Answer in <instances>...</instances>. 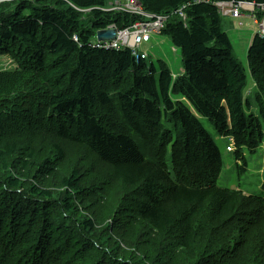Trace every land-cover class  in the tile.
I'll use <instances>...</instances> for the list:
<instances>
[{
    "label": "trees",
    "instance_id": "1",
    "mask_svg": "<svg viewBox=\"0 0 264 264\" xmlns=\"http://www.w3.org/2000/svg\"><path fill=\"white\" fill-rule=\"evenodd\" d=\"M17 1L0 13V54L18 65L0 70V264H264V192L218 184L222 152L202 121L233 139L236 161L262 142L216 3L264 0H138L169 16L176 76L164 60L148 69L143 51L94 46L98 30L139 19L107 8L113 0ZM248 60L264 87L259 32ZM48 136L43 154L34 142ZM65 148L96 161L88 178L60 173L71 169ZM109 216L113 228L99 227Z\"/></svg>",
    "mask_w": 264,
    "mask_h": 264
},
{
    "label": "rangeland",
    "instance_id": "2",
    "mask_svg": "<svg viewBox=\"0 0 264 264\" xmlns=\"http://www.w3.org/2000/svg\"><path fill=\"white\" fill-rule=\"evenodd\" d=\"M118 0H113L109 2L107 8L111 9L115 3ZM18 6L17 0H6V1H0V13H8V12H14V10ZM245 12V11H244ZM241 17L237 21H243L240 22L242 25H234L231 26L230 23L232 20H229L227 17L222 18V26L223 29L226 30L231 38L233 48H234V56L239 59L244 66L246 67L248 71V86L246 91L247 99L251 102V107L249 109V113H254L256 116H259V118L262 121L263 126V133H264V118L261 116L260 112V104L257 99L258 93H260V96L264 99V87H261L260 82L257 81V77L253 74V68L251 69L249 60H248V49L251 42V34L254 35L255 32H259L261 26L260 24H256L254 22V19L250 17L249 19H242ZM241 30H244V32H241ZM97 38V37H96ZM252 38V37H251ZM95 41V40H94ZM140 51H144L148 54V69L153 63L157 68V73L160 72V66L161 61L164 60L169 68L171 69L174 76L178 75L182 71V55L180 48L176 47L173 42L171 41L170 37L165 34H156L153 36L152 40L148 43H144L139 48ZM18 67L17 63L15 62L14 58L10 54H0V70H16ZM14 70V71H15ZM158 75V74H157ZM11 82V80H10ZM8 81L4 80L1 81V87L3 91L8 89ZM179 97V96H174ZM202 121L204 125L207 127V129L212 133L215 141L219 145V148L223 155V168L221 175L218 180V184L220 186L224 187H230L234 189H241L245 192H255V193H262L264 192V137L262 139V142L259 144V146L256 148L254 152L249 151L247 148H244V151L242 154L245 157V162L239 160L236 161V154L237 149L235 148V144L233 142V139L231 137L221 136L219 135V132L211 125V123L205 119L202 118ZM165 126L168 128H172L173 126L168 124V121L165 120ZM42 139V140H41ZM139 143H142V139H138ZM49 136L47 138H40L37 139L34 142V146L36 148L40 149L42 153L47 154L45 149L47 147L50 148L49 145ZM61 144L64 145V143L61 141ZM233 145V150L229 151V146ZM142 150L145 154L149 153V149L147 146L142 144ZM68 158L66 159V162L64 163V166H70V170L66 167L62 168L60 171L61 174H69L71 170L77 169L82 174V177L88 178L91 172V167L96 161H92V159H89L87 157H84L81 155L79 151H76V157H73L75 155V152H70L67 148H65ZM153 152V151H152ZM168 158L171 157V146L167 148ZM88 159L84 160V159ZM245 163V164H244ZM169 167L174 175V170L172 166V161H169ZM97 168L100 169V165L97 164ZM86 183H84L86 191ZM101 186V184H99ZM79 207L81 209V217H91V212L85 210V205L82 203V201H79ZM99 211L101 210V207L99 206L97 208ZM95 217V216H92ZM96 218V217H95ZM98 226H109L111 229L113 228L114 224V217L109 216L105 219H99ZM109 228V229H110Z\"/></svg>",
    "mask_w": 264,
    "mask_h": 264
},
{
    "label": "built area",
    "instance_id": "3",
    "mask_svg": "<svg viewBox=\"0 0 264 264\" xmlns=\"http://www.w3.org/2000/svg\"><path fill=\"white\" fill-rule=\"evenodd\" d=\"M217 4L220 8L227 7L229 9V12L224 14H231L235 17L240 16L243 10H254L257 6L255 3L248 1H227ZM114 9L138 14L141 16V19L131 25L130 28L117 30L119 39L106 42L97 41L94 46L105 48H119L123 46V48H131L134 54L139 56L138 48L142 44L150 42L154 35L161 34L168 19L166 15H155L147 12L137 0H118ZM177 12L183 18H186L183 8ZM112 26L115 27V25ZM261 26L259 33L264 36V24ZM75 39L78 40L76 36ZM146 56L147 53H142V57L145 58ZM229 148V151L233 150V145L229 146Z\"/></svg>",
    "mask_w": 264,
    "mask_h": 264
},
{
    "label": "bare ground",
    "instance_id": "4",
    "mask_svg": "<svg viewBox=\"0 0 264 264\" xmlns=\"http://www.w3.org/2000/svg\"><path fill=\"white\" fill-rule=\"evenodd\" d=\"M138 1V0H137ZM139 2V1H138ZM219 2H227V1H219ZM219 2H217V3H219ZM140 3V2H139ZM216 3V5L218 6V4ZM116 4V3H115ZM141 4V3H140ZM115 6V5H114ZM114 6L111 8V10H117V9H114ZM141 6H142V4H141ZM143 7V6H142ZM257 7H260V9H264V5H262V4H260V5H258V6H256L255 8H254V10H243L242 12H241V15L240 16H237V17H235V16H233V15H231V14H224V13H228L229 12V9L227 8V7H222V8H220L219 6H218V9H219V13H220V15H221V17L223 18V17H227V18H240L242 15H243V12L245 11V12H248V13H250L251 14V16L255 19V20H259L258 18H257V16H256V14H255V12H256V10H257ZM144 8V7H143ZM183 8V10H184V7H182ZM181 9V8H180ZM144 10H145V8H144ZM179 10V9H178ZM117 11H120V10H117ZM147 11V10H146ZM124 12H127V11H124ZM147 12H149V11H147ZM128 13H130V14H134V13H131V12H128ZM150 13H153V12H150ZM176 13L179 15V16H181L177 11H176ZM154 14V13H153ZM134 15H137L138 16V20L137 21H139L140 19H141V16L140 15H138V14H134ZM155 15H166V16H168L167 14H155ZM186 15V14H185ZM181 18L183 19V20H186V18H183L182 16H181ZM168 19H169V16H168ZM168 19H167V21H166V23L168 22ZM136 21V22H137ZM260 21V20H259ZM261 22V25L262 24H264V19L262 20V21H260ZM134 24V23H133ZM132 24V25H133ZM110 26H112V25H110ZM108 27L107 29H110V28H115V27ZM165 27H166V24H165ZM164 27V28H165ZM126 28H130V26L129 27H126ZM164 28H163V30H164ZM116 29V28H115ZM117 30L118 29H116V40L117 39H119V36H118V34H117ZM163 30H162V32H161V34H163ZM96 37H97V33H96ZM114 40V39H113ZM152 40V39H151ZM97 41H100L99 39H98V37L97 38H95V41H94V43H96ZM107 41H112V40H107ZM102 42H106V41H102ZM141 47V46H140ZM139 47V48H140ZM123 48V46H120L119 48H115V49H122ZM139 48H138V50H139ZM131 49V48H130ZM140 52V51H139ZM142 53H146V52H142ZM148 57V54H147V56L145 57V58H147Z\"/></svg>",
    "mask_w": 264,
    "mask_h": 264
},
{
    "label": "water",
    "instance_id": "5",
    "mask_svg": "<svg viewBox=\"0 0 264 264\" xmlns=\"http://www.w3.org/2000/svg\"><path fill=\"white\" fill-rule=\"evenodd\" d=\"M0 1H6V0H0ZM97 37L100 41L113 40L116 38V29L110 28V29L98 30Z\"/></svg>",
    "mask_w": 264,
    "mask_h": 264
},
{
    "label": "crops",
    "instance_id": "6",
    "mask_svg": "<svg viewBox=\"0 0 264 264\" xmlns=\"http://www.w3.org/2000/svg\"><path fill=\"white\" fill-rule=\"evenodd\" d=\"M241 17H243L242 19H249L250 17H252L251 16V14L250 13H248V12H243V15L241 16ZM240 17V18H241ZM240 18H228L229 20H232V22L230 23V25L231 26H234V25H242L240 22H243L242 20L241 21H237V20H239ZM253 18V17H252ZM254 19V18H253ZM254 22L258 25V24H260L261 22L259 21V20H255L254 19ZM227 30V29H226ZM225 30V31H226ZM227 32V31H226ZM241 32H244V30H241ZM258 32V31H257ZM228 33V32H227ZM256 33V32H255ZM255 33H254V35H255ZM251 34V37L253 38V36L254 35H252L253 34V32L252 33H250ZM250 37V39H251V41H252V38ZM251 43V42H250ZM183 69V68H182ZM223 156V155H222Z\"/></svg>",
    "mask_w": 264,
    "mask_h": 264
}]
</instances>
